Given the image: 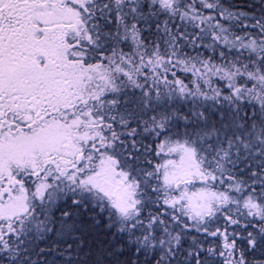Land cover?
I'll return each mask as SVG.
<instances>
[{"label": "snow or ice", "instance_id": "snow-or-ice-1", "mask_svg": "<svg viewBox=\"0 0 264 264\" xmlns=\"http://www.w3.org/2000/svg\"><path fill=\"white\" fill-rule=\"evenodd\" d=\"M0 264H264V0H0Z\"/></svg>", "mask_w": 264, "mask_h": 264}]
</instances>
